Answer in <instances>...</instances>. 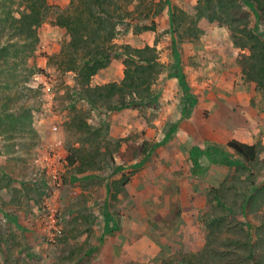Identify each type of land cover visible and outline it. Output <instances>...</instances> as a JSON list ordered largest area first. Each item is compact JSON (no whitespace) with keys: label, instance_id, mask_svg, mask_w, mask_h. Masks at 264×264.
<instances>
[{"label":"rangeland","instance_id":"1","mask_svg":"<svg viewBox=\"0 0 264 264\" xmlns=\"http://www.w3.org/2000/svg\"><path fill=\"white\" fill-rule=\"evenodd\" d=\"M147 1L149 8H126L131 12L116 22L112 43L118 53L123 45L154 46V102L110 111L85 100V85L65 63L69 38L57 24L80 0H45L37 37L26 39L9 24L29 4L0 0V121L8 114L29 126L7 125L8 136L0 135V185L7 183L0 189V264H186L204 249L201 218L219 205L213 197L219 186L237 184L242 192L248 185L230 162L245 166L240 169L254 183L247 190L264 186V93L242 76L238 60L246 51L217 22L200 21L198 40L184 35L185 25L170 27L172 8L192 17L196 0ZM244 9L249 27L256 24L264 35V21ZM144 25L153 31H141ZM122 60L112 56L88 85L120 82ZM177 73L196 101L184 120L182 105L190 99ZM229 132L231 140L242 134L240 143L261 144L256 164L225 147ZM220 134L224 142L210 138ZM209 146L222 148L225 162L202 155L201 173L192 175L189 149ZM226 199L237 220L258 225L257 216H242L239 198ZM226 219L233 222L229 214Z\"/></svg>","mask_w":264,"mask_h":264},{"label":"trees","instance_id":"2","mask_svg":"<svg viewBox=\"0 0 264 264\" xmlns=\"http://www.w3.org/2000/svg\"><path fill=\"white\" fill-rule=\"evenodd\" d=\"M25 2L29 4L25 7L27 11L21 13L19 18L12 19L9 26H12L13 30L24 39L36 38L37 30L43 22L42 10L45 8L43 6L45 0H25ZM80 2L74 13L68 10L66 15L60 17L57 25L65 29L69 38L65 50L67 59L65 63L68 65V70L77 73L79 84L85 85L83 92L86 95L85 100L92 106L96 104L107 106L110 111L135 108L154 102L151 87L158 75L159 66L154 46L132 48L129 45H123L120 47L121 53H118L117 47L112 43L116 35V22L124 20L131 12L126 8L132 3L137 4L136 8H149L148 1L80 0ZM244 6L253 11L256 22L264 21V0H196L194 16L189 17L183 10L172 8L169 24L173 30L179 24L185 25L184 35L191 40H198L204 33L203 29L198 27L202 20L209 23L217 22L227 27L233 45L241 51H246L239 55L238 60L245 82L253 84L256 91L264 93V35L256 24L254 28L249 27L250 11L245 10ZM156 7L157 14L161 10L160 2ZM147 10L149 12L150 9ZM153 29L154 27L147 25L141 27V31H153ZM172 46L174 47L173 39ZM112 56H123V78L118 83L111 82L91 88L88 85L90 79L99 70L108 66ZM176 77L180 80L184 97L190 99L189 89L183 84V75L177 73ZM113 99L116 104L110 106ZM188 102H190L188 105L187 103L182 105L180 120L189 118L192 108L196 105L195 99H190ZM189 105L190 109H187ZM4 117L5 121H0V135L3 137L9 134L7 125L14 128L20 126L22 130L29 128L21 118L14 119L8 114ZM177 125L178 123H175L174 126L177 127ZM165 142L164 140L161 144ZM225 147L250 166L257 163L263 151L259 143L250 145L236 140L228 141ZM1 149L0 154H2ZM202 155H205L210 163L221 164V160L225 162L227 154L222 148L216 146H209L205 150L192 147L188 151L192 175L201 173L199 159ZM70 162L73 163V160L71 159ZM230 164L245 168L243 163L238 161H231ZM79 167L84 170L88 164L81 163ZM240 168L237 169L236 174L240 175V180L243 177L244 180L239 181L242 184L246 181L249 186L254 185L249 183L250 175L245 174ZM9 181L10 179H7V182ZM127 181V178H123L117 182V185L122 188ZM248 185L242 192L237 184L232 185L228 190L224 184L219 186L213 195L216 200H219V205L212 207L213 210L201 218L206 231L204 249L196 256L189 258L186 264H264V210L262 209L264 186L251 192L247 190ZM6 186L7 183H3L0 189ZM31 187L39 188V183L31 181ZM227 195L229 199L239 198L242 216H257L258 225L252 226L237 220L233 213L235 211L233 203L227 207L223 201ZM226 214L232 216V223L226 222Z\"/></svg>","mask_w":264,"mask_h":264},{"label":"crops","instance_id":"3","mask_svg":"<svg viewBox=\"0 0 264 264\" xmlns=\"http://www.w3.org/2000/svg\"><path fill=\"white\" fill-rule=\"evenodd\" d=\"M191 119L192 118H190V121H191ZM221 130V129H220ZM210 138H213V139H215L216 141H222V142H224L223 140H225V139H227V138H229V141H231V132H229V134H228V137L227 138H224V136L222 135V134H220V135H218V136H214V135H212V136H210ZM244 137L242 136V134H236L235 135V137H234V139H232V140H236V141H238V140H242ZM239 142V141H238ZM251 145V144H250Z\"/></svg>","mask_w":264,"mask_h":264}]
</instances>
